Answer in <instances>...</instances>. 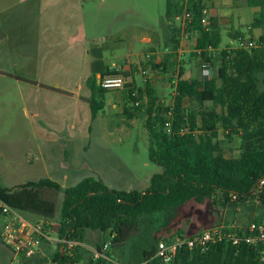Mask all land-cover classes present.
I'll list each match as a JSON object with an SVG mask.
<instances>
[{
  "label": "rangeland",
  "instance_id": "1",
  "mask_svg": "<svg viewBox=\"0 0 264 264\" xmlns=\"http://www.w3.org/2000/svg\"><path fill=\"white\" fill-rule=\"evenodd\" d=\"M176 2L187 9L189 0ZM194 2L205 8L207 20L217 17L219 10L232 21L231 29L227 24L226 31L222 30V48H237L229 35L255 42L256 47L259 39L252 34L264 37V27L251 28L258 12L247 0ZM166 8L167 0H0V185L17 189L49 178L71 187L94 177L115 191H143L150 186L151 178L163 168L149 160L144 120H129L123 113L126 106H132L127 90L111 91L106 108L93 119L87 80L92 76L100 85L101 74L92 73L91 49L104 46L106 63L127 82L135 81L142 88L146 80L153 81L160 102L172 105L180 71L202 77V59L194 55V35L179 45L177 65L168 74L153 69L151 63L159 64L173 51L172 28L178 29V23L166 17ZM229 11H233L231 16ZM131 47L135 49L128 55ZM219 53L214 56L217 66ZM216 141L227 158L240 156V134L228 136L220 131ZM54 197L59 213L63 194ZM263 212L259 197L233 208L223 206L217 196L165 214L150 230L160 240L180 233L193 236L220 226H246ZM45 222L55 230L59 217ZM120 231V247L136 244L140 228ZM111 234L116 235L89 232L86 243L103 247ZM54 246L59 247L51 244L44 255L39 252L36 264H53ZM110 251L111 245L106 252ZM12 261L0 238V264Z\"/></svg>",
  "mask_w": 264,
  "mask_h": 264
},
{
  "label": "trees",
  "instance_id": "2",
  "mask_svg": "<svg viewBox=\"0 0 264 264\" xmlns=\"http://www.w3.org/2000/svg\"><path fill=\"white\" fill-rule=\"evenodd\" d=\"M247 1L249 6L259 9L252 30L263 28L264 0ZM184 10L176 0H167L168 19H175ZM187 10L192 16L191 31L196 35L194 55L202 59L203 65L213 68V77L185 80L184 70H181L172 106L160 102L150 80H146L142 88L137 87L135 81L124 86L132 106H126L123 113L129 120H144L149 160L163 168L161 174L151 178L146 190L115 191L94 177L71 187H63L49 178L27 182L17 189L0 185V198L29 218L53 221L58 215L55 230L63 240L85 244L89 231L116 233L110 235L111 251L105 252L107 258L83 261L81 247L74 248L70 255L59 246L51 254L53 264H114L112 261L137 264L150 260L160 241L152 236L150 226L156 219L191 202L203 204L220 196L223 206L229 204L236 208L259 197L264 206V187H259V181L264 179V90L261 88L264 84V37L259 38L256 48L217 51L222 44L218 18L207 20L205 8L194 0H189ZM172 30L173 51L159 64L151 63L154 70L164 74L177 65L179 30ZM105 52L104 46L91 49L93 75L100 73L102 78L120 75L106 63ZM217 53L220 56L218 66L214 63ZM87 87L91 93V115L96 119L106 108L107 95L111 91L101 88L92 76L87 80ZM220 131L228 136L241 135L239 157L227 158L222 153L216 141ZM57 193L63 194L59 213L54 197ZM262 220L264 212L255 222ZM133 226L140 228L137 238L134 237L136 244L120 247L117 244L120 229ZM102 249L100 245L96 247L99 252ZM152 264L159 262L154 260ZM170 264L261 263L254 248L244 243L223 242L206 252L184 247Z\"/></svg>",
  "mask_w": 264,
  "mask_h": 264
},
{
  "label": "built area",
  "instance_id": "3",
  "mask_svg": "<svg viewBox=\"0 0 264 264\" xmlns=\"http://www.w3.org/2000/svg\"><path fill=\"white\" fill-rule=\"evenodd\" d=\"M174 20L178 23L180 47H182L186 41H190L194 36L191 31L192 16L185 9L183 14L177 16ZM255 47V42H247L244 38H239L235 49ZM197 52L201 54V51ZM201 68L203 79H211L213 77L212 67L202 64ZM127 83L126 77L122 75L106 76L100 80L101 88L107 91H119L124 89ZM259 187H264V179L259 181ZM0 226L1 241L13 256L11 264H22L24 259L33 258L40 252L44 244H57L70 255L73 254L74 248L84 246V244L76 240L61 239L57 235L56 230L49 226L48 223L43 220L29 218L23 212L6 204L1 198ZM223 242H230L233 245L244 243L254 248L259 254L260 263L264 264V220L260 222L253 221L246 226H220L202 231L193 236H176L171 239H162L157 244L153 258L137 264H152L154 260H157L159 264H170L174 262L179 251L184 247L190 250L206 252L211 247ZM109 247L110 243L104 245L102 252L92 250L93 259L107 258L105 252Z\"/></svg>",
  "mask_w": 264,
  "mask_h": 264
},
{
  "label": "crops",
  "instance_id": "4",
  "mask_svg": "<svg viewBox=\"0 0 264 264\" xmlns=\"http://www.w3.org/2000/svg\"><path fill=\"white\" fill-rule=\"evenodd\" d=\"M254 9H256L255 10V12L254 13H257L258 12V8H254ZM222 11V10H221ZM229 13H230V15L229 16H231V14H233V11H229ZM216 15H217V18H218V20H219V25H220V32H221V35H222V30H224V31H226V25L227 24H230V29L232 28L231 27V25H232V21L231 20H226L225 18H223V17H225V15H226V12H224V11H222V12H220L219 10H217V12H216ZM238 16V19L240 20V16H239V14L237 15ZM231 32H233V31H235L234 29H232V30H230ZM230 32V33H231ZM229 33V34H230ZM235 36V35H234ZM252 36L254 37V38H260V37H263V36H261V35H258V37H256V36H254V34H252ZM237 37V36H236ZM236 37H233L232 35H229V38H230V41L231 42H237V39H235ZM184 45V44H183ZM195 45H196V43H195ZM135 48L134 47H131L129 50H128V55H129V53H130V51L132 52V50H134ZM222 49H224V48H222V47H220L217 51H221ZM216 50L215 51H213L214 53H216L217 52ZM194 52H195V50H194ZM198 53V52H197ZM198 54H200V53H198ZM112 55H114V54H112ZM127 55V54H126ZM127 55V56H128ZM112 65H115V64H112ZM193 78H202V77H199V76H195V77H189L188 76V74L187 73H185V71H184V74H183V79H185V80H191V79H193ZM203 79V78H202ZM178 80V79H177ZM151 81V80H150ZM176 83H177V81L175 82V85L173 86V89H172V95L174 96V99H175V96H176ZM151 84L153 85V81H151ZM58 86V85H57ZM153 87H154V85H153ZM46 89H49V88H46ZM156 90V89H155ZM110 94V93H109ZM109 94L107 95V97L109 96ZM173 104H174V102H173ZM172 104V105H173ZM172 105H170V106H172ZM89 232H93V231H89ZM89 232L87 233V235L89 234ZM95 233H99V232H95ZM101 233V232H100ZM103 234V233H102ZM104 235V234H103ZM106 244H108V243H106ZM100 245V244H99ZM98 245V246H99ZM47 247H51V244H44L43 246H42V251H40V254L41 255H44V249L45 248H47ZM104 247V246H103ZM53 249H56V247L54 246L53 247ZM92 250H96V247L95 246H92V245H90V244H88V243H85L84 244V246L83 247H81V249H80V252H81V255H82V258H83V261H86V260H89V259H91V258H93V253H92ZM40 254H38V255H40ZM38 255H36V256H34L33 258H29V259H24L23 260V262H22V264H36L37 263V260H36V258L38 257ZM82 261V262H83ZM114 264H121V263H117V262H115V261H112ZM11 264V263H10ZM81 264V263H80Z\"/></svg>",
  "mask_w": 264,
  "mask_h": 264
}]
</instances>
